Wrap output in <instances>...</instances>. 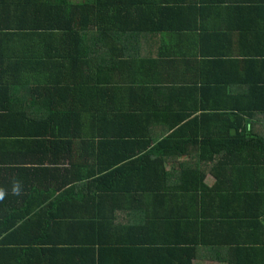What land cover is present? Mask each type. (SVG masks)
<instances>
[{"label": "trees", "instance_id": "obj_1", "mask_svg": "<svg viewBox=\"0 0 264 264\" xmlns=\"http://www.w3.org/2000/svg\"><path fill=\"white\" fill-rule=\"evenodd\" d=\"M208 245L264 264V0H0V264Z\"/></svg>", "mask_w": 264, "mask_h": 264}, {"label": "crops", "instance_id": "obj_2", "mask_svg": "<svg viewBox=\"0 0 264 264\" xmlns=\"http://www.w3.org/2000/svg\"><path fill=\"white\" fill-rule=\"evenodd\" d=\"M238 35L239 34L237 32H235V34L233 36H231L230 39L232 42H229L227 39L225 40L223 37H217L216 39L205 40L207 42L205 43V45H204L205 48L203 50H204V52L208 51V49H209V51L210 50L211 51L216 50V51H220V52H229V54H231V55L232 54L234 55L236 53H240L241 52V46L239 44ZM188 37H189L188 32H186L184 34H179L177 36V38L181 41V43H180L181 50L183 49V43H184V45L186 44L185 40L188 39ZM163 48H164L163 52L166 51V52L171 53V54H179V50L172 47L170 44H168L167 47H163ZM200 52H202V50L193 48L187 54L193 55L195 57V55H198ZM153 54L156 58L157 54L155 52ZM226 54H228V53H226ZM175 60L176 61L178 60V62L180 64L185 65L184 63H182L183 60H181L180 57L176 58ZM185 67H186V65H185ZM187 68H191V67H187ZM182 69H180V70H182ZM206 184L208 186H211L214 184V180L211 177H207ZM206 247L208 248V250L206 249ZM206 247L205 248L203 247L204 249L202 250V253H201L202 257L195 259L193 261V264H238L239 263L236 258H233V254H232V256H230L227 254V252L226 253L222 252L220 249H218V247L214 248V249H212L210 247V245H208Z\"/></svg>", "mask_w": 264, "mask_h": 264}, {"label": "water", "instance_id": "obj_3", "mask_svg": "<svg viewBox=\"0 0 264 264\" xmlns=\"http://www.w3.org/2000/svg\"><path fill=\"white\" fill-rule=\"evenodd\" d=\"M232 132H234V130Z\"/></svg>", "mask_w": 264, "mask_h": 264}]
</instances>
